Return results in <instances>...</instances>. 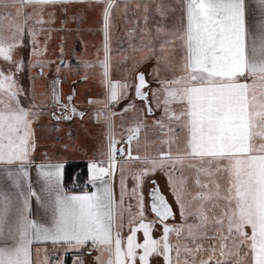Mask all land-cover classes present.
<instances>
[{"label":"snow or ice","instance_id":"6c2138e0","mask_svg":"<svg viewBox=\"0 0 264 264\" xmlns=\"http://www.w3.org/2000/svg\"><path fill=\"white\" fill-rule=\"evenodd\" d=\"M74 2L93 0H0V58L13 61V53L22 45L26 31L33 45L31 56L41 55L37 37L50 30L36 26L54 23L52 13L44 19L45 8ZM94 2L104 5L105 55L101 67L107 89L103 106L108 108L126 98L132 85L110 78V28L117 0ZM124 2L127 6L129 0ZM182 2V31L175 39L184 48V74L171 80L158 78L160 87L153 90L140 73L135 84V96L145 102L149 115L162 108V115L153 121L160 132L161 150L151 158L133 155V142L138 148L145 127L142 119L125 129L123 145L127 148L109 123L107 151L88 166L87 183L95 188L93 192L86 187L79 194L66 191L63 163L40 164V192L33 189L29 179L35 150L32 124L39 118L42 106H21L18 97L23 89L15 74L0 69V241L4 242L0 246V264H33L32 245L47 242L62 246L65 252L77 253L90 242L88 251H100L96 257L100 264H151L154 256L162 257L164 264H264V0H253L259 15L252 29L246 22V0ZM28 6L33 11L24 13ZM12 7L16 8L15 15L9 11ZM158 11L163 17L164 12ZM21 15L24 19L19 22ZM147 21L145 15L144 23ZM164 31L157 26L158 36ZM172 43V39H165L160 47H170ZM32 66H39L42 74L45 62L37 59ZM23 68L24 62H17L16 71ZM56 71L59 73L60 68ZM58 85L59 80H54L53 105L64 111L59 115L54 112L53 117L83 118L82 112L70 106L71 96L69 104L61 103ZM149 92L155 109L149 103ZM177 103L184 106L179 112L172 107ZM134 107L129 104L124 111ZM114 115L97 113V119L103 117L110 122ZM127 161H139L144 167L129 170ZM13 165L14 169L8 167ZM118 165L119 203L112 186ZM178 165L181 172L185 167L193 170L195 191L187 188L185 179H174ZM157 169L166 170L169 177L183 221L180 224L168 223L175 213L155 181L149 196L156 219L149 220L145 215L141 191L144 177ZM221 172L228 174V186L223 189L215 178ZM129 175L135 181L130 190ZM126 196L135 200V205L129 204L127 209ZM33 197L44 210V218H31ZM133 207L137 211L130 215V233L125 239L121 236L123 211L131 213ZM157 224L162 226L159 239L152 235ZM246 227H250V234ZM140 232L142 243L137 241ZM172 235L175 242L170 240ZM242 246L247 248L243 257ZM105 253L107 259L103 260ZM44 264H48L47 256ZM56 264H63V260L57 257ZM74 264H83L79 255Z\"/></svg>","mask_w":264,"mask_h":264},{"label":"crops","instance_id":"0c3cea01","mask_svg":"<svg viewBox=\"0 0 264 264\" xmlns=\"http://www.w3.org/2000/svg\"><path fill=\"white\" fill-rule=\"evenodd\" d=\"M130 2V3H129ZM125 10L130 5L131 15L128 16L124 13V0H117L118 7L117 9V19L115 21V25L110 28V37H112V32L114 31V38L116 39V47L117 50L115 52L116 55H119L118 61L114 68L110 67V78L113 82H128L129 84L137 82L138 73H144L146 81L149 83V88L156 89L159 88L160 85L157 83V79H168L171 80L173 78H178L183 75V73H179L176 71V63L181 65L183 72V64H184V48L181 46V41L179 39H175V36L182 31V24L184 18V5L182 0H129ZM134 3V5L132 4ZM78 4H84L88 6V12L91 13V26L93 23L98 24V33L99 38L94 37V33L91 30V38L89 39V43H91V50L88 52H79L78 54H73L71 51L67 53L63 60H61L58 54H49V57L46 58L45 67L43 73L41 74V69L39 66L33 67L32 64L35 62L34 58L31 56V39L30 36L26 34L23 38L22 45L18 46L13 53V61L5 62L1 67L5 73L12 72L15 74V79L18 85L23 89V93L19 96L24 98L26 101L29 99V94L31 91L32 82L39 80L42 89L44 87V93L48 95L50 99L49 112L53 114L54 112L59 115L57 109L64 111L59 106L53 105L52 99V85L54 80H59V92L60 99L62 104H69L68 97H72L71 107H75L78 113L82 112L83 118L86 115V109L80 107L76 103V99L80 94L81 90H85L86 86H91V101L95 103H91V113L93 114V119L95 122H98L96 119V96H94V89L97 86L105 87L104 76H103V68L101 67V62L104 60V32H103V18L102 12L104 5L93 2H74L69 4H60L54 6H48L45 9H53L56 7H66V6H75ZM145 5H147V12H145ZM246 22L249 25L250 29L254 28L257 19L258 13L255 11L253 6V0H246ZM158 8L164 12V16H161V11H158ZM33 11L31 6L25 7L23 9L24 13H31ZM114 11V10H113ZM10 12L15 15L16 8L12 7ZM147 15L148 21L147 24L144 23V16ZM24 16L21 15L18 20L22 22ZM31 24V21H29ZM157 26H161L164 28V32L157 35L156 28ZM95 29V28H94ZM96 31V30H95ZM147 38L154 39L150 42V44L146 41ZM165 39H172V47L171 52L165 51L161 49L160 45ZM133 45L136 47L134 48ZM78 50L84 48L81 44L78 45ZM131 48L130 52H125L123 49ZM167 47V46H166ZM111 48V43H110ZM146 48H149L147 51ZM155 48V49H154ZM168 49V47H167ZM111 52V51H110ZM168 53V54H167ZM122 54H141L142 59L139 64L133 69L134 73L132 74V70L128 69L127 66L122 65L121 63V55ZM43 60V59H42ZM19 61L24 62V68L22 71H16V64ZM63 61V63H61ZM2 63V62H1ZM57 67L60 68L59 73H57ZM42 79V80H41ZM251 83V78L248 80ZM134 84V90H135ZM70 89L71 93L69 90ZM131 87L128 89V95L126 97H130ZM105 100L107 98V90L104 94ZM125 99V98H124ZM124 99L120 100V104L123 103ZM149 100H150V92H149ZM90 101V100H89ZM90 106V102H88ZM114 105H109L108 108H105L113 111ZM155 109V108H154ZM156 111V110H154ZM179 110H177L178 112ZM157 115L160 117L162 115V108L158 109ZM155 115V116H157ZM53 116V115H52ZM114 117V116H113ZM54 118V117H53ZM79 118L80 121L83 118H80L79 115L73 116L71 119L66 120L67 122H71L73 119ZM57 120V119H56ZM62 120V119H60ZM104 123V121H102ZM159 131V130H158ZM176 131H178L176 129ZM94 136V133L92 134ZM94 144V143H92ZM58 151L55 152V156L43 159L32 160V164L29 166L30 176L32 187L38 193L41 188V181L38 176V166L40 164L46 163H63L65 164L70 161H83L87 165V172L89 162L93 160L101 159L102 156H95L93 154V148L91 147V151H88L87 154L91 153V157L87 154H79L73 152H64L62 156H57ZM3 167V166H0ZM11 168H15V165L8 166ZM89 175V173H88ZM63 179H64V168H63ZM86 189L89 192L95 191L90 184ZM113 192L115 187V181L113 182ZM26 187V185H25ZM64 187V182H63ZM169 188V187H168ZM65 189V188H64ZM167 191V190H166ZM82 191L69 192L74 194H79ZM170 192V191H169ZM169 197V195H168ZM176 213L178 212V208L176 207V203L172 202ZM31 218H44V210L39 207L38 202L33 197L31 200ZM4 242L0 241V246H3ZM89 245L84 249H80L79 253L74 251H64L62 246L54 247L50 242L47 243H34L31 248L32 260L33 264H44L45 256L48 257V264L53 261V257H59L63 260V264H74V261L79 258L83 261V264H100V262L96 259V257L100 256V251L93 249L88 251ZM45 249L47 251H45ZM82 253V255H80ZM55 254V256H53ZM104 257H101L103 259ZM154 258H156L160 263L164 264L162 257H152L151 264L154 263Z\"/></svg>","mask_w":264,"mask_h":264},{"label":"rangeland","instance_id":"374dc122","mask_svg":"<svg viewBox=\"0 0 264 264\" xmlns=\"http://www.w3.org/2000/svg\"><path fill=\"white\" fill-rule=\"evenodd\" d=\"M122 1V0H121ZM130 3V2H129ZM134 5V3H132ZM125 5V2H124ZM124 6V10H125ZM33 9V8H32ZM11 8L9 9V11ZM88 6L84 4H78L75 6H66V7H56L53 9H45L44 11V19H48L49 13H52L54 16V23L37 25V28L43 27L49 29L50 31H45L38 35L37 39L39 44L37 47L42 49V54L38 57H33L34 61L37 59L44 61L49 57V54H58L61 60L67 55L68 52H72L73 54H78L79 52H88L91 50V43H89V39L91 38V30L94 33L95 38H99L98 24L93 23L91 26V13L88 11ZM117 9L115 8L113 11L112 17V26L115 25V21L117 19ZM126 15L130 16V5L127 7L125 11ZM32 23V21H31ZM95 28V29H94ZM96 30V31H95ZM112 37H110V67L114 68L116 62L118 61L119 55H116L115 52L117 50L116 47V39L114 38V31L112 32ZM154 39L147 38L146 41L150 44ZM84 46L83 49L78 50V45L81 44ZM135 48L136 46L133 45ZM168 47V46H167ZM163 48L164 52L173 49L172 46ZM33 45L31 47L32 51ZM125 52H130L131 48L125 49ZM149 48H146L147 51ZM155 49V48H154ZM62 50V51H61ZM172 53V52H171ZM168 54V53H167ZM142 59L141 54H122L121 55V63L128 67V69L132 70V74L134 73L133 69L139 64ZM2 62V63H1ZM2 58H0V69H2V65L5 63ZM45 62V61H44ZM176 71L180 74L182 72V67L178 63H176ZM184 74V73H183ZM174 79V78H173ZM42 80V79H41ZM31 86V91L29 94V99L26 101L24 98L18 97L21 103V106L28 107L31 104H36L38 106H42V111L37 120H35L32 124V129L34 132V142H35V150L31 154V160L43 159L55 156V152L58 151L57 156H62L64 152H73L79 154H87L88 151H91V147L93 148V154L95 156H101L102 153L107 151L108 145V133L109 128L108 125L111 123L112 131L114 132L117 139H120L123 144V139L126 138L127 133L125 129L132 127L134 123L138 120H143L145 123V127L143 131H141L139 136V147L135 146L136 142H133V155H139L140 157H144L147 155L149 158L155 157L159 154V150H161L160 144V132L153 125V121L158 118L157 115L158 109H155L152 115H149L145 109V104L141 100H137L135 98V90L134 83L131 82V95L130 97H126L122 104H114L115 109H113V113H116L114 117H112L111 121H106L101 117L97 119V113L107 114L111 112L110 109L107 111L103 106V102L105 101L104 94L106 93V85L105 87L97 86L94 89V96H96V119L98 122H95L93 119V114L91 113V103L88 105L89 100L91 101V86H86L85 90H81L80 94L76 99V103L86 109V115L82 121L79 118L73 119L71 122H67L65 119L56 120L53 118L51 111L49 112L50 99L48 95L44 93V87L39 83V80L33 81ZM67 90L71 93L70 89L66 87ZM129 104H134L135 107L125 112L124 109L129 106ZM150 104H152L153 108H155V104L153 102V97L150 92ZM174 110H181L184 106L181 104H173ZM141 109H145V111H141ZM178 111V112H179ZM157 115V116H155ZM104 121V123L102 122ZM178 133L180 132V128H176ZM94 133V136L92 134ZM94 143V144H92ZM120 145H118L119 147ZM127 148L126 145H124ZM91 157V153L87 154ZM121 163H124V159L121 158ZM126 167L129 170L139 169L144 167L139 161H127ZM180 166H177V171L174 173V179L179 181L180 179H185L186 186L189 190L195 191V186L193 182V170L187 167L184 168L183 172L179 170ZM120 165L117 166L116 174L113 178V182L115 181L114 187V198L117 203H119L120 199ZM216 180L220 183L222 189L228 186V174L227 172H221L216 175ZM157 179L162 187L165 195H169V200L171 202H175V199L171 193L170 185H169V177L166 174V170L157 169L154 173L147 175L144 177V182L141 191L144 195V211L145 215L149 220L156 219L155 215L150 211L149 200H148V188L150 187V180ZM135 181L129 175L127 178V188L130 190L134 187ZM169 187V188H168ZM167 190V191H166ZM170 191V192H169ZM164 195V193H163ZM168 198V197H167ZM125 209L129 204L135 205V200L129 196L125 197ZM173 204V203H172ZM174 205V204H173ZM178 212L176 213V218L174 220H169L168 223L172 225L182 223V218L180 216L179 207ZM137 211L135 207L132 208L131 213L127 210L123 211V228L121 229L122 238L127 237L130 233L129 227V219L130 215L134 214ZM189 222H191V218H189ZM245 231L249 234L251 233L250 227H246ZM153 238L159 239L162 235V226L157 224L153 230ZM143 233H137V241L143 242ZM170 240L175 242V235L170 236ZM247 251V248L242 246L240 250V256L243 257L244 253ZM55 256V254L53 255ZM103 260L107 259V253L104 254ZM158 257V256H154ZM57 257H53V261L50 263L56 264ZM154 263H160L156 258H154ZM231 264V261H229Z\"/></svg>","mask_w":264,"mask_h":264},{"label":"trees","instance_id":"16d2710c","mask_svg":"<svg viewBox=\"0 0 264 264\" xmlns=\"http://www.w3.org/2000/svg\"><path fill=\"white\" fill-rule=\"evenodd\" d=\"M87 165L83 161H70L64 166V188L68 192L88 189Z\"/></svg>","mask_w":264,"mask_h":264},{"label":"flooded vegetation","instance_id":"af4514ba","mask_svg":"<svg viewBox=\"0 0 264 264\" xmlns=\"http://www.w3.org/2000/svg\"><path fill=\"white\" fill-rule=\"evenodd\" d=\"M56 111L59 112V113L62 112L60 109H57ZM153 181H155L156 185H159V188H160L161 193H162V194L164 193V196L166 197V199L168 200V202L172 205L173 211H174V213H175V218H176V210H175V208H174L172 202L169 200V197H168L167 195H165V192H163V187H162L161 183H160L157 179H151V180H150V183H151V184H150V187L148 188L149 207H150V202H151V200H150V196H149V193H150L151 189H152L153 187H155V185L152 183ZM167 197H168V198H167ZM169 220H174V219L170 218ZM169 220H168V221H169Z\"/></svg>","mask_w":264,"mask_h":264},{"label":"water","instance_id":"95a60500","mask_svg":"<svg viewBox=\"0 0 264 264\" xmlns=\"http://www.w3.org/2000/svg\"><path fill=\"white\" fill-rule=\"evenodd\" d=\"M140 73H138V75H139ZM144 74V73H143ZM137 75V76H138ZM146 79V78H145ZM137 83V82H136ZM145 91H148V89H145ZM135 92V91H134ZM135 98H136V96H135ZM137 100H140V99H138V98H136ZM148 100H149V96H148ZM142 101V100H141ZM144 102V101H143ZM149 103H150V100H149ZM144 104H145V102H144ZM123 145V144H122ZM121 146V145H120ZM124 146V145H123ZM150 205H151V202H150ZM150 211H151V207H150ZM154 214V213H153Z\"/></svg>","mask_w":264,"mask_h":264}]
</instances>
